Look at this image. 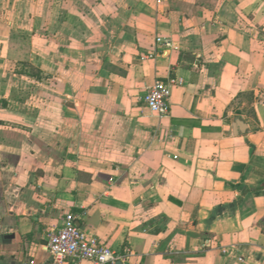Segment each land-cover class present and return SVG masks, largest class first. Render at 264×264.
<instances>
[{
	"label": "crops",
	"instance_id": "obj_1",
	"mask_svg": "<svg viewBox=\"0 0 264 264\" xmlns=\"http://www.w3.org/2000/svg\"><path fill=\"white\" fill-rule=\"evenodd\" d=\"M40 2L19 20L0 5V264H49L69 212L122 264H264V0L83 20ZM156 80L180 82L162 118L143 103Z\"/></svg>",
	"mask_w": 264,
	"mask_h": 264
},
{
	"label": "built area",
	"instance_id": "obj_2",
	"mask_svg": "<svg viewBox=\"0 0 264 264\" xmlns=\"http://www.w3.org/2000/svg\"><path fill=\"white\" fill-rule=\"evenodd\" d=\"M156 44L167 49H176L169 40L156 38ZM155 52L142 56V59H153ZM180 83L176 80L163 82L156 80L143 97V103L151 113L162 118L168 114V101L172 88ZM78 215L66 213L58 225L52 226L46 236V251L49 264H115L120 258L114 251L101 243L96 237L88 234L78 224ZM21 264H46L27 259Z\"/></svg>",
	"mask_w": 264,
	"mask_h": 264
},
{
	"label": "rangeland",
	"instance_id": "obj_3",
	"mask_svg": "<svg viewBox=\"0 0 264 264\" xmlns=\"http://www.w3.org/2000/svg\"><path fill=\"white\" fill-rule=\"evenodd\" d=\"M41 1L38 5L42 4V0H0V5L2 6V11L4 13V15L6 16V18H13L15 20H19L21 19L23 16L24 17H33V14L36 12L32 7L33 4L35 2ZM71 2V7L66 11L67 15L68 13H70L71 19L74 18L73 15H75L76 17L78 16L77 14H80V16L83 19L86 18H94L96 17V14L94 13L96 11V13L100 16V13L97 12L96 9H94V7L98 6L99 4H104L103 5V10H102V15H109V17L114 18V19H120V18H125V13L121 12L123 10H119L118 12L115 11L114 9L110 8L108 9V7H110V3H114V5H121L122 9L125 5H135V7L139 6L140 4H142L144 2L150 1L152 2V0H68ZM62 2V0H61ZM86 2V3H85ZM116 2V3H115ZM84 4L85 6L83 7ZM113 5V4H112ZM68 7V6H67ZM63 8V5H62ZM65 8V7H64ZM93 10H90L92 9ZM30 9V10H29ZM38 12V16L36 17V19L40 18V10L37 11ZM63 13V11H61ZM36 15V14H34ZM63 15V14H61ZM81 29V28H80ZM82 30H79V32H81ZM28 34H24L22 37H28ZM26 61V60H24ZM23 68L25 71H29V73L31 74L30 76L37 80L38 82L41 81V79H43L42 75H40V72H36L35 70L32 71L30 68H27L25 65H23ZM27 68V70H26Z\"/></svg>",
	"mask_w": 264,
	"mask_h": 264
},
{
	"label": "water",
	"instance_id": "obj_4",
	"mask_svg": "<svg viewBox=\"0 0 264 264\" xmlns=\"http://www.w3.org/2000/svg\"><path fill=\"white\" fill-rule=\"evenodd\" d=\"M233 128L238 131H244V124L241 121L237 120L234 122ZM115 264H122V263L117 261Z\"/></svg>",
	"mask_w": 264,
	"mask_h": 264
}]
</instances>
